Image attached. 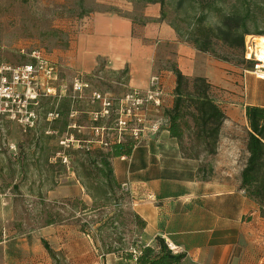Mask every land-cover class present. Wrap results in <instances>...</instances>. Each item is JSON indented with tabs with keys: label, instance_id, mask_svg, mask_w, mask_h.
<instances>
[{
	"label": "crops",
	"instance_id": "crops-1",
	"mask_svg": "<svg viewBox=\"0 0 264 264\" xmlns=\"http://www.w3.org/2000/svg\"><path fill=\"white\" fill-rule=\"evenodd\" d=\"M102 3L104 9L94 13L74 44L70 62L74 71L90 74L102 61L109 70L127 72L129 87L138 93L152 84L160 86L161 104L164 102L168 110L174 102L175 77L171 70L153 74V62L161 46L173 45L175 67L181 74L187 79L204 78L223 99L214 103L225 116L231 120L242 116L244 125L240 126L249 131L244 111L248 106L264 108V80L177 42L173 30L160 21L158 4L147 5L141 11L147 21L135 23L130 18L135 11L129 1ZM237 128L222 125L220 135L224 129ZM219 137L224 146L237 141ZM111 166L117 183L128 185L125 212L131 224L134 218L143 223L140 227L133 223L134 235L143 245L154 246L159 237L184 255L181 264H264V219L257 204L240 189L242 169L234 181L218 180L213 166L204 173L199 155L186 154L168 127L155 136L141 138L129 157L114 158ZM68 184L61 189L67 198L88 196L77 179L73 185L79 186L78 194ZM13 210L14 202L0 194V264H134L125 258L132 244L128 250L106 244L101 235L106 230L104 222L97 224L102 228L95 239L83 233L73 217L55 216L58 220H47L43 226L24 232L13 222Z\"/></svg>",
	"mask_w": 264,
	"mask_h": 264
},
{
	"label": "rangeland",
	"instance_id": "rangeland-1",
	"mask_svg": "<svg viewBox=\"0 0 264 264\" xmlns=\"http://www.w3.org/2000/svg\"><path fill=\"white\" fill-rule=\"evenodd\" d=\"M102 1L0 0V67L31 64L33 61L28 55L37 51L43 58L56 63L57 79L49 86L56 90L57 95L61 92L60 99L54 96L41 97L38 104L32 107L33 125L19 124L6 117L0 118V194L14 202L13 222L21 231L28 232L39 228L47 220H58L54 218L55 216L69 219L73 215L75 219L71 220L75 223L77 221L78 224H81L83 220L91 224L98 220L107 224L112 223V227L106 225V230H102L101 233L106 244L128 250L131 244H143L139 237L134 235V222L130 223L131 217L125 212L127 211L125 190L120 192L113 190L108 196L109 205L107 204L106 208L87 211L84 214L79 212L81 206L76 205L75 201H81L87 207L94 209L96 204L92 205L93 202L89 196L79 195L67 198L62 193L67 183H70L67 186L76 194L79 193V186L73 185L77 178L73 168H70L71 164L61 163L60 158L69 155L73 160H81L82 152H76L81 146L88 145L91 150L99 148L106 152L110 145L116 143L119 138L116 113L119 109V101L126 96L137 93L138 99L143 102L137 112L142 122L136 124L132 119L120 134L121 143L135 145L141 141V138L155 136L169 126V119L165 116L167 110L164 102L161 104L162 96L159 98L158 106L151 101L144 103L147 91L155 88L150 87L144 93L132 90L127 82V72L109 70L102 61H99L97 69L90 74H78L70 66L73 60L74 44L80 39L78 36L82 35L90 24V18L94 13L104 9ZM127 1L132 4L135 11L130 16L135 23L147 21L141 16V11L147 5L158 4L160 21L173 30L177 42L192 46L194 44L191 37L197 33V30L217 25V10L226 14L237 2V0H184L179 5V0ZM261 1L264 0H253L249 7L248 27L251 33L255 30L264 31V6L263 8L262 5L260 6ZM203 16L205 19L200 21ZM251 37L253 39L255 36L250 35L244 39L243 59L245 45L253 43L254 46ZM209 55L227 60L228 62H223L243 69L242 64L239 63L241 57L237 55V52L229 51L215 39L211 40ZM175 56L173 45L161 46L156 51L153 74L159 76L161 72L170 71L175 66ZM218 58L215 59L218 60ZM245 75L248 76V73ZM76 79L86 87L81 89L76 99H71V114L68 113L67 116L68 127L65 132H59L66 120L60 110L62 101L66 102L65 100L72 96V85ZM38 84L40 85L38 91L42 92L46 83L40 80ZM156 87L161 91L160 86ZM224 91L220 90V92ZM218 94L219 92L210 88L207 91L208 97L214 102L223 101L217 97ZM96 96L100 99L97 100ZM105 99L110 103V107L106 108L108 114L93 122L92 115L102 112V103ZM193 101L194 96H191L190 99H185L182 105L184 118L180 121L183 133L180 142L183 150L188 155H199L204 173L213 166L217 169L218 180H236L247 158L244 149L247 133L240 126L244 125L243 117H235L231 120L224 114L222 125H237L238 128L229 132L224 129L221 135L219 132V136L234 137L237 141L231 146H224L221 141L219 142L218 136L215 150L219 151L210 155L207 151L211 149L213 140L204 135L198 136L199 131L196 125L199 121ZM55 113L58 114V118L50 116ZM135 129L141 131V133L138 131L136 138L132 131ZM104 142L109 144L107 148L101 147V143ZM74 168L77 169V165H74ZM212 176H215V173ZM50 190H55L56 193L54 194L53 191L48 193ZM39 195L45 205L41 202ZM114 206H117L118 210H115ZM97 227L96 225L93 229Z\"/></svg>",
	"mask_w": 264,
	"mask_h": 264
},
{
	"label": "trees",
	"instance_id": "trees-1",
	"mask_svg": "<svg viewBox=\"0 0 264 264\" xmlns=\"http://www.w3.org/2000/svg\"><path fill=\"white\" fill-rule=\"evenodd\" d=\"M183 1L179 0V5ZM252 3L253 0H237L236 5L226 14H222L220 10H217V25L201 28L191 37L195 48L201 53L209 54L211 40L215 39L229 51L237 52V55L241 57L239 63L242 64V68L248 71L251 70L253 62L242 58L244 39L250 35L255 37L264 36V31L255 30L251 33L248 27V21L250 20L249 7ZM259 4L263 8L264 1L259 2ZM204 19L205 17L203 16L200 21ZM218 60L228 62L221 58H218ZM171 72L175 77L174 102L171 109L165 111V116L169 119L168 131L170 135L181 141L183 133L180 121L184 118L182 105L185 99L187 100L194 96V110L199 121V124L196 125L199 131L198 136L204 135L212 138L211 149L207 152L210 155L215 154L216 143L225 116L219 106L208 97L209 84L201 77H196L190 81L175 66L171 68ZM65 101H62L60 110L66 120L59 132H65L68 127L67 116L70 112L71 100L66 99ZM244 112L249 131L245 142L247 158L240 172V189L243 190L250 200L257 204L259 216L264 219V108L248 106ZM133 146L132 143H114L110 145L106 152L99 148L91 150L90 147H88V150L78 149L77 153L82 152L83 157H81V160H73L69 155H66L68 164H71L70 168H73V173L76 174L77 180L80 181L85 193L91 198L92 205L96 204V208L91 209L81 201H75L76 205L81 206L79 211L81 214L106 208L107 204L109 205V194L115 189L119 190V192L121 191V186L113 175L111 160L119 157H129ZM60 162L62 163L61 159ZM74 165H77L78 168L75 169ZM99 202L102 203L100 204ZM114 208L118 210L117 206H114ZM72 217L74 216L72 215ZM100 222L98 220L91 224L83 220L80 229L83 233L93 237V239L98 238V233L102 226L96 229L93 228ZM134 222L137 227L143 225L138 218H134ZM106 225L112 227V223H103V226ZM44 247L50 252L46 243H44ZM132 247L135 253L130 252L126 254L125 258L134 261V264H181L184 259L183 254H173L168 249L165 241L159 237L155 239L154 246L132 244Z\"/></svg>",
	"mask_w": 264,
	"mask_h": 264
},
{
	"label": "built area",
	"instance_id": "built-area-1",
	"mask_svg": "<svg viewBox=\"0 0 264 264\" xmlns=\"http://www.w3.org/2000/svg\"><path fill=\"white\" fill-rule=\"evenodd\" d=\"M251 40L252 37H251ZM253 43H248L245 45V57L246 61H252L253 65L250 71H245L252 75L255 79L263 81L264 80V62L259 60L255 53L252 51L254 49ZM29 58L33 61L31 64H24L20 66L10 67V66H1L0 67V118L6 117L10 121H16L19 124L23 125H33L34 114L32 107H35L41 97L54 96L61 98L60 94H56V90L51 88L49 85L53 82H56L57 79V65L47 59L43 58L42 55L33 51ZM43 80L46 83V86L39 92L38 81ZM153 82H156L154 79ZM86 87V85L81 84L78 79L73 81L72 85V96L69 99H76L77 94L81 92V89ZM151 88L146 93V98L144 103L151 101L155 106L159 105V98L161 96V91L158 90L156 85L152 84ZM97 100L100 99L99 96L95 97ZM72 102V101H71ZM143 102L138 99L137 93L133 95L126 96L124 99L119 101V109L117 111L118 118L116 119V127L118 129V136L123 130H125L127 124L134 119L136 124H141V119L138 117V109L141 108ZM103 110L102 112L94 113L92 115V121L96 122L98 119L103 118L107 115V109L110 107L108 101H103L102 103ZM71 112H69V115ZM53 118H58V114H50ZM133 136L136 138L138 136V131L132 130ZM117 139L116 143H121L120 139ZM108 143H101V147L107 148ZM89 146H81L79 149L88 150ZM64 163H67L68 160L66 156L60 158ZM126 159V157H123ZM128 185H121V190H127ZM168 249L173 254H178L180 251L173 247L170 243H166ZM135 253L134 251H132Z\"/></svg>",
	"mask_w": 264,
	"mask_h": 264
},
{
	"label": "bare ground",
	"instance_id": "bare-ground-1",
	"mask_svg": "<svg viewBox=\"0 0 264 264\" xmlns=\"http://www.w3.org/2000/svg\"><path fill=\"white\" fill-rule=\"evenodd\" d=\"M254 49L252 50L256 57L264 62V36L262 37H253Z\"/></svg>",
	"mask_w": 264,
	"mask_h": 264
}]
</instances>
